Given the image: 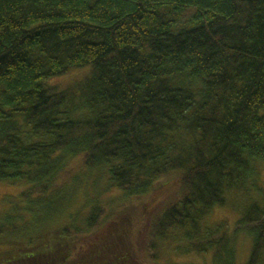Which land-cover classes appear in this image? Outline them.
<instances>
[{
  "label": "trees",
  "instance_id": "16d2710c",
  "mask_svg": "<svg viewBox=\"0 0 264 264\" xmlns=\"http://www.w3.org/2000/svg\"><path fill=\"white\" fill-rule=\"evenodd\" d=\"M263 163L264 0H0V264H264Z\"/></svg>",
  "mask_w": 264,
  "mask_h": 264
},
{
  "label": "rangeland",
  "instance_id": "374dc122",
  "mask_svg": "<svg viewBox=\"0 0 264 264\" xmlns=\"http://www.w3.org/2000/svg\"><path fill=\"white\" fill-rule=\"evenodd\" d=\"M84 75H70L65 76L62 80L63 86H66L73 78L77 77L81 79ZM55 82H57L55 80ZM262 180L264 182V163L262 164ZM26 184H11L7 182L0 181V213L3 209H7L11 205V199L19 195L25 188ZM106 179L100 180L98 185L93 188L91 191L93 196L108 199L109 197H114L120 194L119 191L106 190ZM154 196H151L152 199ZM85 201V192L84 190L80 191L76 194L75 200L72 204L71 211L75 212L77 210H81L84 207ZM91 204H87L85 207L84 213L80 216V222H85L87 215V208ZM240 200L238 196H234L230 199V201L222 207L215 208L209 217V220L214 223L226 222L230 229H234L236 221L240 216ZM135 211L130 210V214H133ZM1 215V214H0ZM135 215V213H134ZM141 217V214H140ZM0 216V220H1ZM70 220V217L64 216L61 221V224H65ZM145 220V213H142V222ZM236 248H237V260L238 264H243L247 262L249 256L251 254L252 243L250 237H247L244 234H239L236 238ZM87 249H85L86 251ZM158 254V264H211L212 261V253L209 252L202 256L201 254L191 252V253H183L180 249L177 248L176 244L172 245H161L159 249H157ZM145 264H151V262H147Z\"/></svg>",
  "mask_w": 264,
  "mask_h": 264
}]
</instances>
